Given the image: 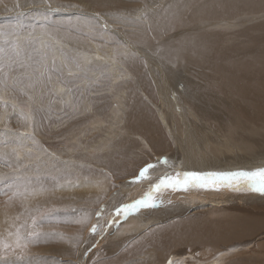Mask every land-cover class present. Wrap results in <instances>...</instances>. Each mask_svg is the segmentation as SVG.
Returning <instances> with one entry per match:
<instances>
[{
  "label": "rangeland",
  "instance_id": "1",
  "mask_svg": "<svg viewBox=\"0 0 264 264\" xmlns=\"http://www.w3.org/2000/svg\"><path fill=\"white\" fill-rule=\"evenodd\" d=\"M170 1L0 0V242L7 245L0 246V264H149L156 260L146 245L131 253H124V245L109 251L101 245L98 249H91L88 245L89 234L96 237L92 228L102 212L99 209L101 201L87 196L100 189L97 187L99 183H95L100 177H107L108 170L104 165L109 160L107 155L110 156L113 150L130 149L129 160H133L135 166L129 177L146 165L143 159L149 163L163 154L172 152L173 156L176 155L175 150L180 148L181 142L191 154L193 150L198 151L194 145L188 144L187 135L190 133L186 131H190L193 137L200 134L199 137L210 145L224 141L225 136H231L233 141V147L229 148L236 153L228 152L224 145L221 148L213 144L214 147L207 148L212 152H222L224 158L234 156L229 167L228 161L219 163L218 157L208 151L202 152L215 155V158L207 155L199 164L215 168L223 166L229 168L227 172L231 167L234 171L262 167L264 152L256 155L260 161L243 157L248 156L245 153L235 156L240 145L248 151H257L261 147V151L264 143L253 145L254 141L247 136L252 133L251 128L240 130V125L235 127L238 115L234 110L230 116L225 114L226 110L210 109L206 103V109L200 108L196 106L201 103L200 91L195 99L193 93L188 96L181 93L187 83L198 86L200 82L195 81L190 68L180 65L183 59L175 63V68L166 78H159L151 70L152 64L146 56L149 52L160 55L164 51L160 46L172 44L179 32L171 31V27H181L179 35L183 38L196 30L199 33L211 30L217 23L215 20H200L195 22L197 29L188 21L180 27L171 23L168 30L165 28L151 45L142 49L137 38L139 34L146 33L143 30L150 25L149 14L154 16ZM190 6L185 14L196 12ZM248 15H237L241 18L234 21L238 26H234L232 21H218V27L234 32L240 26L264 21V10ZM177 16L174 13L172 20ZM225 23L229 27L224 26ZM152 28L154 32L160 31L156 25ZM154 32L151 30L150 34L143 36L146 39ZM152 59L157 61L155 57ZM178 71L181 77L176 80ZM167 79L174 82L177 91L166 102L162 101L159 88L165 89L163 83ZM199 79L211 88L215 87L212 79L198 76ZM208 93L209 96L205 92L202 95L215 106L209 97H220L211 95L209 90ZM139 108H142V114ZM211 111L214 116L200 120ZM150 114L153 115L150 119L152 125L146 116H142ZM252 124L263 129L264 119ZM154 131L158 134L145 142V134ZM257 133L251 137L257 136V140L260 138L258 141H263L264 132L258 130ZM95 156L99 160L95 161ZM38 180H46L41 193L33 184ZM107 182L110 184L112 181ZM17 186L23 187L16 192L17 195L14 192L8 194ZM168 190L170 192L166 193L164 202H159L156 207L159 209L157 216L174 210V217H180L183 214H176L177 208L172 204L190 207L188 204L192 201L202 202L196 198H202V194H206V201L216 203L213 208V203H203L210 204L203 211L209 214L211 221L229 219L231 208L243 216L245 210L254 207L264 210V194L259 192L228 188L217 193L212 188H203L202 193H197L199 196L192 199L182 189L176 190L179 193ZM176 195L179 200L184 197L183 200L178 202ZM226 195L229 196L225 199ZM239 197L242 199L237 200ZM248 240H251L249 244L246 243ZM233 242H241V245H235L233 249L231 246L219 248L220 245L210 242L209 245L198 244V247L201 250L211 246L214 258L223 257L222 264L244 256H252L256 263L261 260L264 263V254L261 253L264 252V222L248 228L241 239ZM171 249V246L162 249V261ZM220 250L226 252L221 254ZM110 252L113 254L109 255Z\"/></svg>",
  "mask_w": 264,
  "mask_h": 264
},
{
  "label": "bare ground",
  "instance_id": "2",
  "mask_svg": "<svg viewBox=\"0 0 264 264\" xmlns=\"http://www.w3.org/2000/svg\"><path fill=\"white\" fill-rule=\"evenodd\" d=\"M149 4L151 5L152 2H150ZM189 4L191 5L190 7L192 6L194 7V10H196L195 13L193 12V14H189L188 12V14H185L186 13L185 11L187 10ZM261 10H264V0H171L168 4H164L163 6H161L160 11L156 12L154 16L149 14L150 25L147 24L148 26L143 30L146 31V33L139 34V37L137 38V41L139 40L140 43L142 44L141 48L146 49V47L151 45V42H154L157 39V37L160 36L159 34L161 33V31H163L165 28L166 30L170 28L171 23L172 26L175 25L180 27L184 24L185 21H188L190 25L194 24V28L197 29L196 27L197 23L195 22L200 20L203 21L215 20L217 23L213 25V29L211 30L208 29V31L200 32V33L197 32L196 30L195 32L190 33L188 37H183V38H181V36L179 35L180 34L179 30L181 29V27L178 29L171 27V31L175 30L179 32L176 33L177 36L174 40H172L173 41L172 44L168 46H160L161 49L164 50L160 55H158L157 53L149 52L150 55L149 56L147 53H145L148 55L146 56V58L150 59V62L152 64L151 70H153L154 73H156L159 78H166L167 76H169L172 70L176 66L175 63H177L179 59H183L184 62H181L180 65L187 66L188 68H190L192 70L193 76L195 77V81H200V82L198 83V86L194 85V83L193 84L187 83V85L191 88H189L188 86H184L185 90L184 88H182V90L180 89L181 93L187 96L190 93L191 94L193 93L194 95L191 96L195 99L196 97H198V93L200 91L199 97H201V103L196 105L200 108L206 109V104H208L210 109L220 108L219 109L220 111L226 110L227 113L225 112V114L230 116L231 113L235 111L238 115V119L236 118L237 121L235 122L236 123L235 127L240 125L241 126L240 130L241 129L247 130L248 128H251L250 131L252 133L250 132L251 134L247 136H249V139H252L255 142V144L253 142V145L259 144V142L264 143V140L261 141L262 139L258 141L260 138L258 137L259 139L257 140V136H255L256 138L251 137L256 134L258 135L257 133L258 130H260V132H264V125H263V129H259V128L257 129L252 124L256 120L264 119V21H257L249 25L247 24V26L244 25L240 26L241 28H237L234 32H229L227 30H223L222 28L219 29L220 26L218 27V25L220 23H218V21L234 22L236 21V19H241L240 17L245 13L249 15L250 14L254 15L256 12H261ZM181 12H183L184 14H180ZM174 13H177L178 16L172 20ZM238 14L240 15L239 18H237ZM210 23H212V21H210ZM235 23L236 22H234V24ZM201 24L203 23L201 22ZM206 24L207 23H205V26ZM155 25L158 26L160 30L159 32H154L153 30L154 28L152 27H154ZM224 26L227 27L228 26L227 23H225ZM234 26H238V25L235 24ZM198 28L200 29V27ZM223 28L225 29V27ZM151 30L154 33H152V35H148V37L145 39L143 35L145 34L147 35L148 33L150 34ZM238 40H244V41L237 42ZM154 49L158 50V48H154ZM152 57H155L157 61L160 62V64L158 65L157 61H154ZM179 76L180 73L178 71V77L176 80L179 79ZM198 76H203L212 79L215 87L211 88L210 86L204 84L200 80V79L202 80L204 79L200 78L198 80ZM184 80L186 79L184 78ZM173 83L174 82H172V80L167 79V82L163 83L165 89L162 90L161 88H159L163 99L162 101L167 102V99L169 97H172V95L175 96L174 94L176 93L175 92L176 88ZM208 90L212 92L211 95L218 94V96L220 97V98L209 97V101H213L215 103V106L210 105L208 100L205 99L204 95H202V93L205 92L206 94H208L206 96H209ZM142 108H139L141 114H142ZM144 111L146 113L145 108ZM212 114L213 112L211 111L210 115H207L206 117L201 116L202 119L200 120L204 121V119H206L207 117L214 116ZM142 116H146L148 123L152 125L150 119L152 118L153 115L151 116L150 114V116L149 115H142ZM222 117L224 118V116ZM207 120H209V118H207ZM217 121L218 120H216V122ZM210 122L208 123L211 124ZM218 130L220 131V129ZM149 131H151V129ZM199 132L204 134H209L203 131H199ZM186 133H190L189 135H187L188 144L191 143L192 145H194V148H198L201 151L193 150V153L191 154L185 149L183 142L180 141L182 145L180 146L179 149L175 150L176 155L174 156L172 155L173 153L170 152L158 156V158H156L154 161H151L149 163L147 159H143L146 165L149 164L155 165V167L149 169L148 179L135 181V178L138 176L140 170L144 168L146 165L141 166V168L138 170L137 173L132 174L128 177V175L131 173V170L135 166L133 160L132 161L129 160L131 158L129 148L127 149L125 148L126 151L122 150L121 148L115 151L113 150L110 152L111 153L110 156L107 155L109 160L105 163L104 166L108 170L107 173L108 175L106 178L100 177L99 181L95 182V183H99L97 187H100V189L97 192L87 196V198L89 199L94 198L101 201V204L99 205L100 207L99 209L100 212H102V215L100 217L96 215L98 220L95 224L96 237L93 238V236L89 234L90 237L88 239L89 242L88 245L91 246V249H98L99 247L102 246V248L109 251L119 245H124L125 246L124 253H131L135 250L141 249L143 246L146 245L151 248L152 254H154L155 256L154 258H156L155 261H152L149 264H168L169 260L173 261V264H222L221 262L223 261L222 260L223 257L214 258L215 253L214 252L212 253L213 248L211 246L210 248H201L202 250L201 251L200 248L198 247V244L209 245V243L211 242L215 246L220 245L219 248H226L228 246H231V248L233 249L235 245H241V242H233V241L235 240L237 241L241 239L243 237L244 232H246L248 228L258 223L264 222L263 221L264 210L258 207H254L252 208V210H248V211L245 210L244 211L245 216H243L241 212H236L234 208H231V215L229 219H218L215 221H211L209 214L203 211L204 210L203 208L205 207L207 208L210 204H203V203L205 202L213 203L211 204V208L215 207L214 204L216 203L212 202L211 200H210L211 202L208 200L206 201L205 200L207 197L206 194L205 195L202 194L201 195L202 198L196 197L199 196L197 195V193H199L203 189L199 187H192L189 188L187 191L185 190L183 191L185 193H188L192 199L196 197L201 199L202 202L192 201L190 202V204H188L190 205V207L181 204L185 206L182 208L178 205V203L172 204L177 208L176 214L177 212L183 214L180 217H176V216L174 217V210H171L168 214L162 212L164 215L157 216L159 209H157L156 207L159 206L158 205L159 202L162 201L164 202V199L167 197L166 193L169 191L168 189L156 193V197L158 198V203L156 207L140 208L138 211L130 212L127 216H124L123 213L119 215L116 213L117 207L134 202L135 200L141 198L143 194L148 190L149 186L158 182L159 178H161L164 174L175 175L177 172L182 173L186 171L227 172L226 169L229 168H225L223 166H221L220 168H215V167L199 164V162H203L205 156L207 155L213 156V158H215L216 155L219 159V163H221L222 160H226L228 161V167H229L230 163L235 158L234 156H232V158L230 156L224 158L221 156L222 152L220 153L212 152L207 150V148L214 147L212 146L213 144H216L221 148L224 145L225 148H228L226 149L228 152L234 153L235 151L233 150V148H229V147H233L231 145L232 144L231 142H233L231 141V136L229 137L225 136L224 141L220 140L218 143H213L212 145H210L207 143L208 141L204 140L202 137H199L200 134H197L195 137H193L190 131H186ZM157 134L158 131L146 133L145 134L146 136L144 137L145 142L153 139ZM262 136H264V133L262 134ZM240 143L241 142L239 141V144ZM263 146L264 145H262V147ZM161 147L167 148L166 146H161ZM239 147L241 148L237 150V155L235 154H231V155L240 156L241 153H245L248 154V156L243 155V157H248L252 161H260V159H256V155L261 152H264V150L261 151L259 150V148L261 147H259L257 151H252V150L248 151L244 149V146L242 145H240ZM202 151L212 152L215 155L203 153ZM228 152H226V155ZM165 159L167 160V163L163 162ZM96 160L99 159L95 156V161ZM243 164H245V162ZM262 164L263 167L264 163ZM231 168H232L231 171H234V168L233 167ZM109 180L112 181L110 184L107 182ZM45 183L46 180H38V181H34L33 184L38 186V189L36 190L40 192L42 191V188ZM61 183L62 182H59L58 184L61 185ZM90 186L92 185H89L88 187ZM22 189L23 187L20 188L17 186L15 191L9 190L8 194L11 192L16 193L18 191H21ZM212 189L217 190L218 191L217 193H220L228 188L221 187V188H212ZM174 191L175 193L180 192L176 190ZM184 192H182L181 194H183ZM172 195H174V193H172ZM177 195L175 199L178 201L180 195L179 197ZM228 196L229 195H226L225 199ZM73 198L76 199L75 197ZM183 198L181 199L183 200ZM236 199L240 200L242 198L239 197ZM80 200H81V196H80ZM162 223L164 224L159 225ZM92 226L93 225H91L90 227ZM134 234H138V236L133 237ZM250 242L251 240H248L246 243L249 244ZM167 246H171L172 249L171 251L168 252L165 259L162 261L160 254L162 249H164ZM85 250L87 249L85 248ZM219 252H221L222 254L226 251L220 250ZM261 253L264 254V252ZM112 254H113L112 252L109 253V255ZM221 254H217V255H221ZM109 255L105 254L104 256H109ZM81 256L82 255H80V257ZM80 261H82V259ZM255 261H256L255 258L252 256H244L241 258L234 259L232 261H227L224 264H264L262 260L259 261L258 263H256Z\"/></svg>",
  "mask_w": 264,
  "mask_h": 264
},
{
  "label": "snow or ice",
  "instance_id": "3",
  "mask_svg": "<svg viewBox=\"0 0 264 264\" xmlns=\"http://www.w3.org/2000/svg\"><path fill=\"white\" fill-rule=\"evenodd\" d=\"M167 163L165 159L163 161ZM155 167V165L149 164L142 168L135 178V181L148 179L149 169ZM134 181V182H135ZM221 188L228 187L235 191H254L264 194V167L256 168L254 170L245 171H230V172H177L175 175L164 174L159 178L158 182L149 186L148 190L143 196L134 202L121 205L116 208V213L119 215L123 213L127 216L130 212L138 211L140 208H153L158 203L156 193L165 189L172 190H185L189 188ZM16 195V193H14ZM99 215V213H97ZM92 231H96L94 225ZM0 246L7 247L6 244L0 242ZM168 264H173V261L169 260Z\"/></svg>",
  "mask_w": 264,
  "mask_h": 264
}]
</instances>
